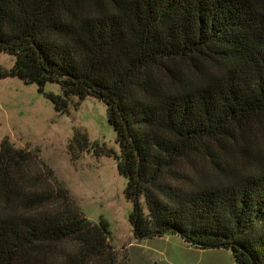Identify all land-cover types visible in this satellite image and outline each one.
Listing matches in <instances>:
<instances>
[{
	"label": "trees",
	"instance_id": "1",
	"mask_svg": "<svg viewBox=\"0 0 264 264\" xmlns=\"http://www.w3.org/2000/svg\"><path fill=\"white\" fill-rule=\"evenodd\" d=\"M0 53L14 57L0 80L59 114L106 105L120 154L80 132L68 150L114 155L137 241L264 264V0H0ZM33 158L0 143V264H129Z\"/></svg>",
	"mask_w": 264,
	"mask_h": 264
},
{
	"label": "rangeland",
	"instance_id": "2",
	"mask_svg": "<svg viewBox=\"0 0 264 264\" xmlns=\"http://www.w3.org/2000/svg\"><path fill=\"white\" fill-rule=\"evenodd\" d=\"M13 64V56L0 53L1 70L11 69ZM44 91L61 94L56 84H47ZM77 101L73 99L67 114H59L36 85L17 78L0 80V143L7 140L16 148L29 150L35 155L31 168L41 175L51 171L83 217L93 223L106 221L110 245L119 259L129 264H234L230 250L195 249L177 235L134 238L130 222L134 203L126 196L127 180L119 173L114 155H95L89 149L76 151L72 158L68 150L69 142L80 132L90 143L120 154L116 134L107 122L106 105L94 97L75 105Z\"/></svg>",
	"mask_w": 264,
	"mask_h": 264
}]
</instances>
